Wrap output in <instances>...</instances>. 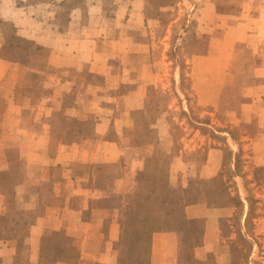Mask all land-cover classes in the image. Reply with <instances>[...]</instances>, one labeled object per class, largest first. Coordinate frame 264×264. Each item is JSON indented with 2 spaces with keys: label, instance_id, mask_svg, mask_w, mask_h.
Here are the masks:
<instances>
[{
  "label": "crops",
  "instance_id": "1",
  "mask_svg": "<svg viewBox=\"0 0 264 264\" xmlns=\"http://www.w3.org/2000/svg\"><path fill=\"white\" fill-rule=\"evenodd\" d=\"M17 1L15 6L9 7V3L0 0V17L13 21L23 36L35 40L37 44H46L49 47V64L60 68L80 66V71L87 70L89 73L102 72V69L95 68L93 62L85 69L82 57L85 52L84 43L94 52V45L99 38L110 42L107 33L101 34L109 30L111 17L108 18L107 7H98L93 3H88L89 7H70L66 16L80 14L82 22L76 21V17L72 20L66 17L65 23L60 18L59 24H56L48 7H42L43 17L40 18L37 10L41 7H36L40 4L26 7L20 4L21 0ZM217 7L223 6L208 3L200 11L206 18L209 17L204 21L209 29H223L216 57L233 59V49L229 55L223 52L230 44L241 45L247 52L241 56V51H238L234 56L245 58L246 73L241 74L246 80L241 86L239 109L225 117V123L229 122L232 127L240 128L245 133L239 138L242 143L235 140L228 131H220L225 141L203 147L205 159L195 169H191L193 172L185 181H181L180 171L190 169L189 163L184 160L183 151L182 154L175 151L174 142H169L168 147L161 150L173 153L171 184L179 186L182 182V186L189 188L197 186L194 177L204 181L219 175L223 168L226 145L233 150V168L240 148L250 149L252 172L243 169L245 176H236V180L246 202V213L249 209L248 196L253 197L252 201L256 205L254 232L251 236L255 238L256 248L262 250L264 178L261 180L255 173L264 172V0H253L248 5L245 2V5L236 8L237 14L221 11ZM62 9L64 7H61L60 13ZM245 10L250 17L244 16ZM97 13L103 15L106 23L94 21L95 17H99ZM130 13L133 11L130 10ZM54 26L59 29L53 31ZM41 30L47 32V35L41 36ZM126 39L132 46L135 40L128 35ZM12 66L13 62L0 54V264H122L121 239L127 236L128 226L120 213L123 209L122 201L115 197L135 192L145 161L154 151L156 143L162 147L170 138L165 134L159 136L157 142L136 143L134 133L128 143L121 146V138L117 136H102L99 142H95L88 135L83 143L85 136L83 130L79 129L80 123L83 119L91 123L95 120L90 115H82L81 103L75 101L77 103L71 107L73 110L67 113L64 109L69 102L64 99L57 102L44 99L38 103L30 98L25 101L12 100L9 97L11 87L1 84L5 76L15 70V66ZM149 83L153 84L154 81L146 80L145 87ZM53 104L62 107L59 117L51 112ZM142 107H131L129 115L132 109ZM219 124L222 122L219 121ZM95 126L98 130V124ZM243 140L246 142L243 143ZM119 161H122L123 166L117 174L107 171ZM250 176L252 184H256L257 188L254 193L250 192L246 184ZM234 210L231 203L216 205L195 199L184 204L181 209L183 216L200 219L204 225L202 244L189 250V255L193 254L201 261L214 256L220 249L222 224L228 217L231 219ZM246 213L242 218L243 223ZM157 222L154 226H159L158 218ZM44 239L53 241L54 248H74V256L50 260L43 252ZM182 241V231L154 228L149 264H185Z\"/></svg>",
  "mask_w": 264,
  "mask_h": 264
},
{
  "label": "rangeland",
  "instance_id": "2",
  "mask_svg": "<svg viewBox=\"0 0 264 264\" xmlns=\"http://www.w3.org/2000/svg\"><path fill=\"white\" fill-rule=\"evenodd\" d=\"M1 1L9 3V7L15 6L18 2ZM244 1L21 0L20 4L26 7L40 4L36 6L41 7L37 10L40 18L43 17L42 7H48L56 24H59L60 18L64 22L67 18L72 20L76 17V21L82 22L80 14L66 16L70 7H89L88 3L107 7L108 18L111 17L109 30L101 34L107 33L108 41L113 43H107L104 38H99L103 42L96 40L94 54L83 42L85 49L82 57L83 67L87 69L93 62L96 69H102L101 73H89L87 70L83 72L79 70L80 66L60 68L49 64V47L46 44H37L35 40L23 36L13 21L0 17L2 29L0 43L3 42L0 54L13 62L12 67L15 66V70L5 76L1 84L7 88L11 87L9 97L14 101H25L30 98L38 103L44 99H51L52 102L64 99L69 102L64 109L66 112L73 110L71 107L77 103L75 101L81 103L79 106L82 115H90L95 120L91 123L83 119L80 123L79 129L83 130L82 134L85 136L83 143L86 142L88 135L94 138L95 142H99L102 136L105 138L117 136L121 138L119 145L122 146L128 143L137 129L147 135L148 127L153 130L152 139L166 134L170 138L169 141L162 144V147L158 146V149L161 150L163 147L166 149L169 142L170 144L174 142V150L181 154L183 151L184 160L189 163L190 169L186 172L180 171V179L185 181L190 178L189 174L191 176L193 172L191 169H195V166L205 159L203 147L225 141L219 134V129L232 130L240 143L242 140L239 138L245 134L240 128L232 127L229 122L225 123V117L226 114H234L239 109L237 107L241 98V86L246 80L241 74L246 73L245 58L239 59L234 56L236 57L238 51H241V56L247 52L241 45L230 44L223 52L229 55L233 49V53L231 52L233 59L216 57L223 29H209L204 22L209 17L206 18L200 12L208 3H214L223 6L217 7L221 11H233L237 14L236 8L245 5V2L248 5L253 0ZM61 7H64L62 13ZM250 8L253 7H245ZM130 10L133 13H130ZM97 15L99 17L98 19L95 17L94 21L101 23L103 15L100 13ZM244 16H249L248 12L244 13ZM104 21L103 24L107 20ZM52 29L56 31L59 27L54 26ZM209 30L210 34H207ZM40 34L44 36L47 32L41 30ZM126 35L135 40L132 41V46L129 45ZM146 80L148 82L153 80L154 83H149L145 87ZM38 84L42 85L37 86ZM24 88L29 90V93L22 92ZM138 105L143 107L132 109L129 115L128 110ZM61 108L53 104L52 114L59 117L62 114ZM141 110L143 111L138 113ZM219 121L222 124H219ZM95 124H98V130ZM244 142L246 141L243 140ZM251 153L250 149H242L241 153L242 169L249 172H252L253 165ZM122 166V161H119L107 171L117 174ZM255 174L261 180L264 178L262 171ZM194 178L197 186L186 188L182 186V182L179 184V187L185 190V197L188 200L195 199L197 187L203 182L197 177ZM226 183L234 193V183L231 181ZM246 184L252 193L257 189L256 184H252L251 176L247 178ZM134 194L135 192L115 197L122 201L123 209L120 213L125 219L126 227ZM151 223L156 225L157 218L154 217ZM236 229L233 219L228 217L222 224L219 251L204 261L191 254L189 262L185 264H245L242 260L245 246L239 242L238 244L232 242L237 239ZM251 257L257 259L259 264H264V248L259 250L255 246Z\"/></svg>",
  "mask_w": 264,
  "mask_h": 264
},
{
  "label": "trees",
  "instance_id": "3",
  "mask_svg": "<svg viewBox=\"0 0 264 264\" xmlns=\"http://www.w3.org/2000/svg\"><path fill=\"white\" fill-rule=\"evenodd\" d=\"M31 43V42H30ZM24 93H29L26 88L22 89ZM20 95V94H19ZM138 111V113L142 112ZM147 135L140 130L135 133V142L158 141V138L152 139L153 130L148 127ZM228 131L236 140V135L232 130ZM151 132V133H150ZM242 148L235 157L234 168L232 167L233 150L229 145L225 147V156L223 168L218 176L212 179H206L197 187L196 200L205 201L209 204L221 205L231 203L234 207V214L231 217L236 226L238 242L245 246V253L242 260L245 264H259L257 259L251 257L254 251L255 238L251 236L254 232V221L256 205L253 203L252 196L246 199L249 203V209L246 213V202L239 192L236 176H245L242 169L241 159ZM173 153L163 152L156 147L151 155L145 161L144 171L138 179L137 188L133 196L132 205L128 213L127 236L121 239V262L122 264H149L150 248L153 235V229L158 227L162 230H179L183 232L182 252L185 262H189V250L202 244L203 221L188 219L182 214V206L193 200L185 197V190L179 186L175 187L170 182V165ZM225 178V180H224ZM219 181L223 182L220 183ZM226 181L234 183L235 192L230 191V185ZM246 213L245 222L242 218ZM159 219V226H154L151 220ZM54 237V236H52ZM52 237H49L51 239ZM52 244V245H51ZM53 241L43 240V252L52 260L55 258H72L74 248L65 246L64 248H54ZM52 252V253H50Z\"/></svg>",
  "mask_w": 264,
  "mask_h": 264
}]
</instances>
